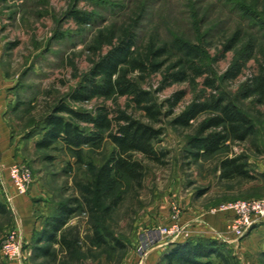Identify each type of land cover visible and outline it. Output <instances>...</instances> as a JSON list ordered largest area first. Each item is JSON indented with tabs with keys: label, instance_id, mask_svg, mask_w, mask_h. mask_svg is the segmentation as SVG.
<instances>
[{
	"label": "rangeland",
	"instance_id": "1",
	"mask_svg": "<svg viewBox=\"0 0 264 264\" xmlns=\"http://www.w3.org/2000/svg\"><path fill=\"white\" fill-rule=\"evenodd\" d=\"M239 4L253 8V17L245 21ZM78 12L93 15V19L78 21ZM237 28L253 34L256 50L243 70L229 78L226 73L238 54L224 51V46ZM126 30L137 34L138 55H146L156 34L161 43L179 36L200 46L204 51L197 64L206 71L199 76L194 73L195 81H166L165 73L175 72L178 60L168 55L162 57L158 71L134 70L129 75L160 105L159 121L153 125L162 130L155 148L163 156L156 161L135 153L142 164L139 177L125 179L119 202L106 209L111 199L99 204L89 195L92 202H87L83 190L115 148L109 137L99 146L84 147L81 159L62 142L50 149L38 148L36 143L48 116L61 102L89 113L105 107L111 117L126 112L150 122L142 107L126 95L95 97L84 103L71 99L73 90L92 76L95 63L110 50L106 43L110 33L119 38ZM261 73L264 0H0V110L8 127L7 137L0 135V200L6 204L7 193L14 196V203L16 195H30L32 232L24 237L22 263L167 264L164 254L173 238L158 239L160 226L177 219L187 230L189 224L199 222L201 214L214 213L212 209L223 203L264 198V103L239 98L243 82ZM207 79L214 81V88L207 87ZM213 94L236 98L256 130L244 143L230 141L218 154L196 160L189 140L208 115H200L188 127L175 124V118L197 98ZM81 125L90 131L89 125ZM235 156H242L249 177L223 176L221 161ZM14 163L31 172L26 194H18L11 179L9 169ZM67 203L75 211L63 231L67 239L78 242L69 249L57 242V247L46 243L43 246L50 245L51 255L42 254L37 249L42 246L38 242L41 232ZM5 207L6 212L0 213V264H15L1 247L17 227L16 219L21 228L23 221L16 205V213ZM96 232L103 234L101 245L93 242ZM147 234L153 237L152 246L142 245L150 240ZM247 234L240 239L229 237L224 242L226 256L217 263L264 264V232Z\"/></svg>",
	"mask_w": 264,
	"mask_h": 264
},
{
	"label": "trees",
	"instance_id": "2",
	"mask_svg": "<svg viewBox=\"0 0 264 264\" xmlns=\"http://www.w3.org/2000/svg\"><path fill=\"white\" fill-rule=\"evenodd\" d=\"M238 8L245 21L253 17V8L241 4ZM77 19L87 23L93 19V15L78 12ZM255 19L256 21L260 19L258 14ZM115 37L114 33H110L106 40L111 46L110 50L95 63L92 76L73 90L71 99L77 103H84L95 97L110 99L126 95L142 107L150 122H144L126 112L111 117L105 107L89 113L61 102L48 116L42 130L43 135L36 143L38 148L50 149L62 142L69 152L81 159L84 147L99 146L106 137H109L115 148L109 159L94 172L90 185H86L83 190L87 202H92L87 198L89 195H93L96 203L101 204L102 201L111 199L106 209L119 202V191L125 179L139 177L142 164L134 158L135 153H141L144 157L156 161L163 156L155 148V142L162 130L153 125L159 121L160 105L158 107L151 93L141 89L129 75L134 70L145 72L151 68L152 71H158L163 65L162 57L168 55L177 57L178 60L175 64L177 70L165 73L166 81H195L194 73L199 76L206 71L205 67L197 64L198 60H202L200 58L204 49L182 37L173 36L161 43L156 34L149 42L144 56L138 55V49L135 48L138 39L135 32L126 30L119 38ZM230 50H236L238 56L235 64L226 73V77L229 78L238 75L243 70L245 62L255 56L256 44L253 34L237 28L224 46V51ZM190 72L193 73L192 78ZM206 85L215 87L212 79H207ZM181 95V92L178 93L174 102L178 101ZM239 98L264 103V74L244 81ZM236 101V98L230 99L225 94L220 96L213 94L203 100L197 98L176 116L175 124L188 127L200 115H208L201 123L198 134L189 140L196 160L218 154L230 141L244 143L255 132L256 126L252 119ZM64 114H68L71 119L66 118ZM81 124L89 125L90 131L88 132ZM242 159V156L224 158L221 161L223 176L249 177L250 172L246 164L241 162ZM69 205V203L61 205L58 213L48 222L47 226L51 229L46 228L42 232L50 245L57 242L69 249L78 242L67 239L63 231L75 211ZM5 206L6 204L0 200V213L6 212ZM104 241L103 234L96 232L93 242L101 245ZM50 245L37 249L42 254L49 255ZM225 248L224 241L216 238L189 239L183 243H172L165 252L164 259L167 264H218L217 259L226 256Z\"/></svg>",
	"mask_w": 264,
	"mask_h": 264
},
{
	"label": "built area",
	"instance_id": "3",
	"mask_svg": "<svg viewBox=\"0 0 264 264\" xmlns=\"http://www.w3.org/2000/svg\"><path fill=\"white\" fill-rule=\"evenodd\" d=\"M9 173L13 184L16 188L18 194H26L29 185L32 182V175L30 170L22 165L21 163H14L9 169ZM6 205L14 213H16L14 196L9 193L6 194ZM223 211L225 213L231 214L230 228L231 233L236 239L244 237V235L256 224H259L264 219V198L251 199V200H239L235 202L223 203L219 207L212 209V212ZM17 217V216H16ZM175 218L177 216H174ZM17 227L10 232L1 247L3 255L15 264H23V245L24 236L23 231L17 218ZM156 233L159 234L158 239L173 238L171 241L175 240L178 236L184 233V229L179 221L176 219L171 224L167 226H160L156 229ZM149 234H155L150 232ZM149 242L142 244L143 246H152L153 237L149 236ZM145 240H148L145 237ZM221 241L227 242L224 239ZM144 243V242H142ZM146 248V247H144ZM145 249L143 250L144 254Z\"/></svg>",
	"mask_w": 264,
	"mask_h": 264
},
{
	"label": "crops",
	"instance_id": "4",
	"mask_svg": "<svg viewBox=\"0 0 264 264\" xmlns=\"http://www.w3.org/2000/svg\"><path fill=\"white\" fill-rule=\"evenodd\" d=\"M0 135L3 136L4 138L7 137L8 135V127L4 123L1 117V110H0ZM14 188L12 187V193ZM34 190V186H32L30 190V194L32 195V191ZM30 195L28 196H18L16 195L15 197V205L20 213V217L22 219V229L24 232V237H30V230L31 229V224H32V214L30 215V210H31V202L29 199ZM199 222L194 223L192 225L189 224V228L184 230V233H182L180 236H178L175 240L171 241L170 243H183L186 242L189 239H198V238H216V239H224L228 243L229 237H234V235L230 231V221H231V214L230 213H205L201 214L199 217ZM51 220V218H50ZM49 220V221H50ZM40 222H37V228L39 226ZM48 225V224H47ZM49 227V226H47ZM46 229V228H45ZM48 229V228H47ZM51 229V227H49ZM44 231V230H43ZM42 231V232H43ZM41 232V237L38 240L39 248H43L44 244L48 243L46 241L45 236L42 235ZM249 234H247L249 237L254 235L256 232H264V219L259 223L254 225L249 231ZM49 244V243H48ZM170 244V245H171ZM54 247H57L55 243H53ZM47 247V246H46ZM160 247H158L159 249ZM167 248V247H166ZM164 249V248H163ZM50 250V248H49Z\"/></svg>",
	"mask_w": 264,
	"mask_h": 264
}]
</instances>
